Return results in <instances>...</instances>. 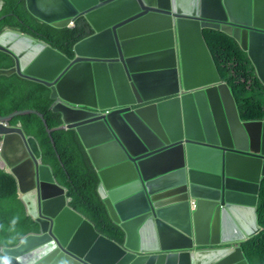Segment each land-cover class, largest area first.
Here are the masks:
<instances>
[{
	"label": "water",
	"instance_id": "95a60500",
	"mask_svg": "<svg viewBox=\"0 0 264 264\" xmlns=\"http://www.w3.org/2000/svg\"><path fill=\"white\" fill-rule=\"evenodd\" d=\"M25 3L44 23L62 29L83 19L92 34L69 59L5 30L0 51L14 66L0 77L16 74L50 89L58 129L78 134L124 242L100 234L70 206L36 139L9 125L34 114L51 134L29 109L0 116V167L15 177L38 232L1 253L18 264H249L242 243L262 230L264 118L240 119L203 30L232 37L264 88V0Z\"/></svg>",
	"mask_w": 264,
	"mask_h": 264
},
{
	"label": "trees",
	"instance_id": "16d2710c",
	"mask_svg": "<svg viewBox=\"0 0 264 264\" xmlns=\"http://www.w3.org/2000/svg\"><path fill=\"white\" fill-rule=\"evenodd\" d=\"M0 33L16 30L38 39L74 57V45L87 37L90 30L83 20L73 28H55L34 17L26 8L25 0H0ZM203 36L221 79L228 84L235 99L240 119L255 121L264 118V88L256 78L246 53L225 33L204 29ZM14 66V59L0 51V69ZM51 91L41 83L14 74L0 77V115L7 116L19 110H36L44 115L48 134L42 120L33 114L15 117L10 125L22 126L27 136L34 137L41 149L42 160L48 165L57 183L67 190L70 206L85 216L95 229L109 239L122 244L124 233L110 218L97 192L99 179L88 154L73 129H58L61 116L51 111L54 101ZM51 139L54 143L51 142ZM258 224L262 230L242 243L249 264H264V179L261 182L258 206ZM38 232L35 223L18 198L15 178L0 168V248L17 245L20 240ZM0 264H17L0 253Z\"/></svg>",
	"mask_w": 264,
	"mask_h": 264
},
{
	"label": "clouds",
	"instance_id": "9594fccd",
	"mask_svg": "<svg viewBox=\"0 0 264 264\" xmlns=\"http://www.w3.org/2000/svg\"><path fill=\"white\" fill-rule=\"evenodd\" d=\"M79 20H83V19H79ZM84 21V20H83ZM77 22V21H76ZM75 22V23H76ZM85 22V21H84ZM75 23L73 24V25H71L70 27H66V28H73L74 26H75ZM86 23V22H85ZM88 26V25H87ZM89 28V27H88ZM7 30H11V29H7ZM90 30V29H89ZM16 31V30H15ZM4 32V31H3ZM22 33V32H21ZM92 33H91V31H90V34L88 35V36H90ZM27 35V34H26ZM87 36V37H88ZM34 38V37H33ZM86 38V37H85ZM84 39V38H83ZM82 39V40H83ZM81 41V40H80ZM79 41V42H80ZM78 43V42H77ZM76 43V44H77ZM2 52V51H1ZM60 52V51H59ZM63 54V53H62ZM66 56V55H65ZM74 58V57H73ZM72 58V59H73ZM70 59V58H69ZM12 68V67H11ZM9 69V68H8ZM54 101V100H53ZM54 104V103H53ZM52 108V107H51ZM29 110V109H28ZM32 110V109H31ZM19 111H22V110H19ZM36 111V110H35ZM51 111H52V109H51ZM16 112V111H15ZM14 113V112H13ZM103 113L105 114L106 112L105 111H103ZM12 114V113H11ZM10 115V114H9ZM29 115V114H28ZM34 115V114H33ZM43 115V114H42ZM1 116V115H0ZM8 116V115H7ZM24 116V115H23ZM44 116V115H43ZM61 116V115H60ZM19 117V116H18ZM14 119V118H13ZM62 121V120H61ZM43 122V121H42ZM47 123V122H46ZM44 124V123H43ZM9 125H10V122H9ZM18 125H20V124H18ZM10 126H13V125H10ZM15 126H17V125H15ZM21 126V125H20ZM45 126V125H44ZM62 126V125H61ZM21 128H22V126H21ZM51 130V129H50ZM67 130V129H66ZM24 131V130H23ZM25 133V132H24ZM32 137V136H31ZM37 141V140H36ZM0 143H1V137H0ZM38 143V142H37ZM39 145V144H38ZM40 147V146H39ZM41 150V149H40ZM86 150V149H85ZM1 168V167H0ZM1 169H3L6 173H8V174H11L10 173V171H9V169H7L6 167L5 168H1ZM52 170V169H51ZM12 175V174H11ZM54 175V174H53ZM13 176V175H12ZM14 177V176H13ZM15 178V177H14ZM56 179V178H55ZM16 180V179H15ZM100 196V195H99ZM19 198V197H18ZM68 198V197H67ZM70 199V198H69ZM102 199V198H101ZM102 201H103V199H102ZM104 203V202H103ZM105 205V204H104ZM107 209V208H106ZM85 217V216H84ZM86 218V217H85ZM87 219V218H86ZM100 233V232H99ZM31 234V233H30ZM101 234V233H100ZM25 237V236H24ZM106 237V236H105ZM108 238V237H107ZM22 240V239H21ZM20 240V241H21ZM124 242V241H123ZM117 243V242H116ZM119 244V243H118ZM123 244V243H122ZM122 244H120V245H122ZM15 246V245H14ZM4 247H12V246H4ZM4 247H1L0 248V253H1V250H2V248H4ZM2 254V253H1ZM5 256V255H4ZM14 259V258H13ZM15 260V259H14ZM16 262V261H15ZM17 263V262H16ZM18 264V263H17Z\"/></svg>",
	"mask_w": 264,
	"mask_h": 264
}]
</instances>
